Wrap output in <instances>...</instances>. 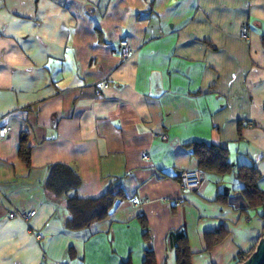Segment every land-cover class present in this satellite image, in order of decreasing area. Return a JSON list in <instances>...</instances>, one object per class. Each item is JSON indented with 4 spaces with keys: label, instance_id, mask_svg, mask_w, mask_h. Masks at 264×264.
Masks as SVG:
<instances>
[{
    "label": "crops",
    "instance_id": "1",
    "mask_svg": "<svg viewBox=\"0 0 264 264\" xmlns=\"http://www.w3.org/2000/svg\"><path fill=\"white\" fill-rule=\"evenodd\" d=\"M0 125V264H144L148 250L176 264L174 230L192 264H237L264 235L242 183L203 172L190 191L181 174L198 170L188 145L221 146L264 190V0H0ZM56 164L80 177L72 196L115 184L127 199L70 231L65 197L45 186Z\"/></svg>",
    "mask_w": 264,
    "mask_h": 264
},
{
    "label": "trees",
    "instance_id": "2",
    "mask_svg": "<svg viewBox=\"0 0 264 264\" xmlns=\"http://www.w3.org/2000/svg\"><path fill=\"white\" fill-rule=\"evenodd\" d=\"M240 127L239 135H241ZM187 148L197 159L199 171L216 173L222 176L235 172L236 178L242 183L239 193L243 196L246 203V207L242 208L241 211L256 210L264 220V190L260 186L261 176L255 165H233L230 161L229 150L226 147L192 143ZM19 157L27 167L31 166L32 150L28 145L26 136L21 139ZM80 185L81 179L71 167L63 164L49 167L45 186L55 197H65L66 208L70 215L65 226L70 231L85 230L95 222L106 220L114 209L116 201L127 199L122 188L115 184H111L98 199H80L75 195H70ZM138 219L144 230V240L147 244H150L151 234L148 223L144 217H139ZM217 235L219 237L215 243L224 240L227 233L219 231ZM167 245L175 251L176 264H192V252L188 237L184 231H170L167 235ZM256 246L248 253L242 255L238 259L237 264L244 263L254 253ZM126 264L130 263L127 262ZM144 264H156L152 250H148L146 253Z\"/></svg>",
    "mask_w": 264,
    "mask_h": 264
},
{
    "label": "built area",
    "instance_id": "3",
    "mask_svg": "<svg viewBox=\"0 0 264 264\" xmlns=\"http://www.w3.org/2000/svg\"><path fill=\"white\" fill-rule=\"evenodd\" d=\"M250 35V31L248 28L244 27L241 30L240 33V37L242 39H248ZM120 47V51H121V55L123 58H128L131 53V47L130 44L127 40H122L120 41L119 44ZM98 94H100V91H97ZM9 133V128L7 126H1L0 125V138H4L6 135H8ZM143 159L147 160L149 157L146 154L142 155ZM181 179H182V185L183 187H185L186 189L190 190V191H198L201 186L202 183L205 179V175L203 172L197 170V171H188V172H183L181 174ZM35 215V211H30L28 213H23L20 216L25 219L28 220L30 218H32ZM10 218H15L16 217V213H11L9 215Z\"/></svg>",
    "mask_w": 264,
    "mask_h": 264
},
{
    "label": "water",
    "instance_id": "4",
    "mask_svg": "<svg viewBox=\"0 0 264 264\" xmlns=\"http://www.w3.org/2000/svg\"><path fill=\"white\" fill-rule=\"evenodd\" d=\"M242 264H264V235L258 241L254 253Z\"/></svg>",
    "mask_w": 264,
    "mask_h": 264
}]
</instances>
